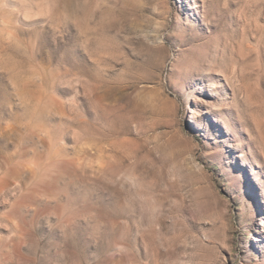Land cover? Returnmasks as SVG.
I'll return each mask as SVG.
<instances>
[{
    "label": "rangeland",
    "instance_id": "1",
    "mask_svg": "<svg viewBox=\"0 0 264 264\" xmlns=\"http://www.w3.org/2000/svg\"><path fill=\"white\" fill-rule=\"evenodd\" d=\"M0 264H264V0H0Z\"/></svg>",
    "mask_w": 264,
    "mask_h": 264
},
{
    "label": "bare ground",
    "instance_id": "2",
    "mask_svg": "<svg viewBox=\"0 0 264 264\" xmlns=\"http://www.w3.org/2000/svg\"><path fill=\"white\" fill-rule=\"evenodd\" d=\"M255 55V54H254Z\"/></svg>",
    "mask_w": 264,
    "mask_h": 264
}]
</instances>
